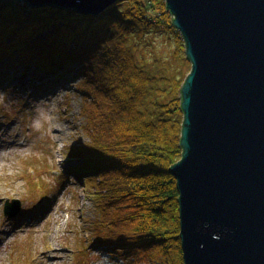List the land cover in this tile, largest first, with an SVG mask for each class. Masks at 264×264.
<instances>
[{
    "label": "trees",
    "instance_id": "1",
    "mask_svg": "<svg viewBox=\"0 0 264 264\" xmlns=\"http://www.w3.org/2000/svg\"><path fill=\"white\" fill-rule=\"evenodd\" d=\"M155 2L119 0L100 16L0 4V85L31 69L80 75L88 141L69 156L95 208L93 245L128 264H184L170 168L182 158L185 45ZM157 34L174 37L172 61L149 62Z\"/></svg>",
    "mask_w": 264,
    "mask_h": 264
},
{
    "label": "water",
    "instance_id": "2",
    "mask_svg": "<svg viewBox=\"0 0 264 264\" xmlns=\"http://www.w3.org/2000/svg\"><path fill=\"white\" fill-rule=\"evenodd\" d=\"M119 0H0L98 16ZM191 71L180 89L184 264H264V0H165ZM19 200L8 201L15 217Z\"/></svg>",
    "mask_w": 264,
    "mask_h": 264
},
{
    "label": "rangeland",
    "instance_id": "3",
    "mask_svg": "<svg viewBox=\"0 0 264 264\" xmlns=\"http://www.w3.org/2000/svg\"><path fill=\"white\" fill-rule=\"evenodd\" d=\"M151 36L149 62L172 61L174 37ZM183 57L186 64L175 68L184 81L191 63ZM33 70L0 85V264H128L93 245L95 208L88 186L73 174L78 163L69 154L88 141L81 76L56 73L53 82ZM13 200L21 209L8 218L5 206Z\"/></svg>",
    "mask_w": 264,
    "mask_h": 264
},
{
    "label": "bare ground",
    "instance_id": "4",
    "mask_svg": "<svg viewBox=\"0 0 264 264\" xmlns=\"http://www.w3.org/2000/svg\"><path fill=\"white\" fill-rule=\"evenodd\" d=\"M118 2H119V1H118ZM118 2H117V3H118ZM117 3H116V4H117ZM116 4H115V5H116ZM18 5H19V4H18ZM115 5H114V6H115ZM20 6H21V5H20ZM101 14H102V13H101ZM101 14H99L98 16H100ZM56 79H57L56 77L51 78V80H52L53 82H54V81H57Z\"/></svg>",
    "mask_w": 264,
    "mask_h": 264
}]
</instances>
